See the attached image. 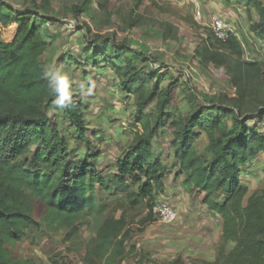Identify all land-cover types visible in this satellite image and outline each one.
<instances>
[{"label": "trees", "instance_id": "16d2710c", "mask_svg": "<svg viewBox=\"0 0 264 264\" xmlns=\"http://www.w3.org/2000/svg\"><path fill=\"white\" fill-rule=\"evenodd\" d=\"M91 1L83 0L65 13L76 18L86 13ZM246 4L259 19L252 31L264 40V4L259 0H246ZM37 9L46 12L45 6ZM37 23L61 31L60 20L40 17L37 12H15L0 3V264H32L14 257L10 249L41 224L50 234L63 232L65 242L73 240L81 227L92 230L94 238L82 264H121L134 254L135 248L127 247L132 234L127 212L144 214L140 226L153 220L169 173L155 154L153 138L167 125L172 129L176 179L182 177L185 192L201 198V204L222 219V243L235 244L228 255L221 254L223 264H264V187L246 199L247 190L239 181L242 169L264 155V106L253 112L242 110L243 97L252 86L264 84V57L259 63L243 62L235 37L221 41L213 33L206 34L194 59L201 67L222 69L239 97L230 108L210 100L207 110L205 103L194 105L186 118L165 112L170 87L156 94L150 88L152 76L143 78L132 59L113 67L121 90L137 97L140 128L122 148L114 172L103 177L96 164L90 163L99 155L72 159L66 138L49 117L55 96L40 65L49 44ZM153 103L155 111L146 114L144 109ZM80 107L73 103L64 112L78 138L89 144L77 113ZM213 110L223 116L210 118L206 112ZM255 119L262 120L261 128L248 126ZM203 136L206 145L200 143ZM198 145L205 154L200 155ZM115 192L123 195L115 199ZM167 264L184 262L178 257Z\"/></svg>", "mask_w": 264, "mask_h": 264}, {"label": "rangeland", "instance_id": "374dc122", "mask_svg": "<svg viewBox=\"0 0 264 264\" xmlns=\"http://www.w3.org/2000/svg\"><path fill=\"white\" fill-rule=\"evenodd\" d=\"M82 1L0 0V3L15 12H37L40 17L55 21L76 20V28L70 32H57L56 28L48 29L37 23L49 44L40 58V65L45 71L48 65L54 64L72 81L73 103L81 105L77 113L84 121L89 144L78 138L64 110L53 105L49 117L60 135L66 138L72 159L99 155L91 158L90 163L96 164L103 177L114 172L122 148L140 128L137 97L121 90L113 67L124 66L125 60L132 59L141 69L143 78L152 76L150 88L153 87L156 94L170 87V101L165 112L186 118L194 105L205 103L207 110L210 100L230 108L239 97L222 69L201 67L194 59L201 40L206 34L212 35L213 18L220 19L233 30L242 48L243 62L259 63L264 57V40L251 28L259 19L246 0L230 3L226 0H92L86 13L76 18L65 13ZM259 1L264 4V0ZM40 5L45 6L46 12L37 9ZM117 46L122 50H116ZM81 83L83 88H79ZM243 99L242 110L253 112L263 107L264 84L252 86ZM154 111L155 103L144 109L146 114ZM206 114L212 119L223 116L217 110ZM227 125L229 127L230 122ZM248 126L261 128L263 122L255 119ZM171 132L167 125L153 138L155 154L160 155L169 169L165 184L168 193L162 194L158 201L176 209L179 219L165 225L154 214L152 222L140 226L138 221L144 214L140 210L128 211L132 234L127 247H134L136 252L121 264H167L178 257L184 264H223V257L235 244L222 243V219L203 206L201 198L190 197L185 192L182 177L176 180L178 167L170 146ZM200 143L204 144V139ZM198 147L200 155L205 154L202 146ZM239 181L247 190L246 199L263 189L264 155L242 169ZM122 195V192H115L114 198ZM110 207L114 208L112 204ZM93 238L94 232L84 226L73 240L65 242L63 232L50 234L41 224L29 231L10 252L32 264H82V257Z\"/></svg>", "mask_w": 264, "mask_h": 264}, {"label": "built area", "instance_id": "2783aa9c", "mask_svg": "<svg viewBox=\"0 0 264 264\" xmlns=\"http://www.w3.org/2000/svg\"><path fill=\"white\" fill-rule=\"evenodd\" d=\"M60 23L61 30L67 32L73 31L77 25V22L71 19H62ZM46 26L50 27L49 24H46ZM212 33L216 39L221 41H226L231 36L235 37L233 30L218 18H213ZM153 213L165 225L172 224L179 219V213L176 209L161 203L156 204Z\"/></svg>", "mask_w": 264, "mask_h": 264}, {"label": "clouds", "instance_id": "9594fccd", "mask_svg": "<svg viewBox=\"0 0 264 264\" xmlns=\"http://www.w3.org/2000/svg\"><path fill=\"white\" fill-rule=\"evenodd\" d=\"M43 78L49 81L50 94L56 97L54 106L60 110L70 108L73 104L74 93L72 91V81L69 76L63 74L61 70L57 69L56 66L52 64L46 67ZM89 83L91 82L89 81ZM83 87L84 84L81 83L79 88ZM91 91L92 89L89 88L88 93L91 94Z\"/></svg>", "mask_w": 264, "mask_h": 264}, {"label": "crops", "instance_id": "0c3cea01", "mask_svg": "<svg viewBox=\"0 0 264 264\" xmlns=\"http://www.w3.org/2000/svg\"><path fill=\"white\" fill-rule=\"evenodd\" d=\"M202 139H204V142H205L204 144L206 145V143H207V142H206V141H207L206 138L203 136V137H201V141H202ZM166 179H167V176H166L165 181H164V191H163V193H162L163 196H166L167 193H168V188H166V185H165V184H166ZM176 180H178V179H176ZM177 184H178V183H177ZM177 189H178V188H177ZM162 194H160V195L157 197V199H158V198H161V195H162ZM157 203H159V201H158Z\"/></svg>", "mask_w": 264, "mask_h": 264}]
</instances>
